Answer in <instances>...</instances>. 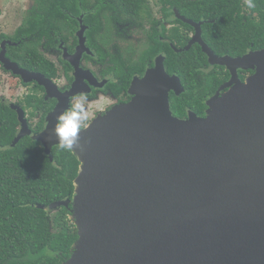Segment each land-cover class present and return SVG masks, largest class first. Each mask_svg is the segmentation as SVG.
<instances>
[{"label":"water","instance_id":"95a60500","mask_svg":"<svg viewBox=\"0 0 264 264\" xmlns=\"http://www.w3.org/2000/svg\"><path fill=\"white\" fill-rule=\"evenodd\" d=\"M203 48L212 64L255 70L245 82L233 73L205 117L173 115L170 91L183 87L158 58L133 81L130 102L82 130L73 195L49 206L71 207L78 229L64 264H264V49L229 60ZM0 62L25 82L52 84L4 50ZM67 107L57 104L35 133L13 104L21 129L12 144L29 136L53 160L55 117Z\"/></svg>","mask_w":264,"mask_h":264},{"label":"flooded vegetation","instance_id":"af4514ba","mask_svg":"<svg viewBox=\"0 0 264 264\" xmlns=\"http://www.w3.org/2000/svg\"><path fill=\"white\" fill-rule=\"evenodd\" d=\"M48 1L0 0V52L52 83L48 88L25 82L0 62V101L22 108L35 133L44 130L57 104H69L81 92L89 97V124L130 102L133 81L155 67L158 58L183 87L180 94L170 91L173 115L205 117L210 100L231 88L226 84L233 73L245 82L255 70L210 63L203 43L229 60L264 49V4L248 9L242 0L229 10L236 20L219 21L220 15H202L198 0ZM175 55L196 64L179 75L168 66Z\"/></svg>","mask_w":264,"mask_h":264},{"label":"trees","instance_id":"16d2710c","mask_svg":"<svg viewBox=\"0 0 264 264\" xmlns=\"http://www.w3.org/2000/svg\"><path fill=\"white\" fill-rule=\"evenodd\" d=\"M241 2L198 0L197 6L202 15L236 20L230 11ZM175 56L168 66L179 75L196 64ZM19 124L16 112L0 101V264H64L78 229L70 218L71 207L50 210L49 206L72 197L80 162L74 152L59 145L53 147L51 160L42 144L29 136L13 145Z\"/></svg>","mask_w":264,"mask_h":264},{"label":"clouds","instance_id":"9594fccd","mask_svg":"<svg viewBox=\"0 0 264 264\" xmlns=\"http://www.w3.org/2000/svg\"><path fill=\"white\" fill-rule=\"evenodd\" d=\"M248 9H255L254 0H245ZM89 97L86 93L73 95L68 107L55 117L54 134L60 149L73 152L77 147L83 150L81 132L89 127Z\"/></svg>","mask_w":264,"mask_h":264}]
</instances>
